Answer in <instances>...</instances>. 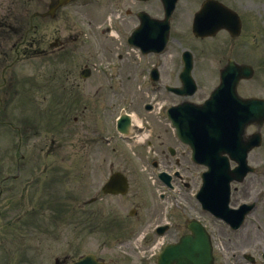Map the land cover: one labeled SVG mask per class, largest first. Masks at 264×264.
I'll return each mask as SVG.
<instances>
[{"label": "rangeland", "instance_id": "374dc122", "mask_svg": "<svg viewBox=\"0 0 264 264\" xmlns=\"http://www.w3.org/2000/svg\"><path fill=\"white\" fill-rule=\"evenodd\" d=\"M228 2L231 1L233 3H239V1H242L244 5H247L250 8L251 14L253 15V21L254 23L259 24L260 26L264 27V0H227ZM180 18V15L178 16V20ZM259 26V27H260ZM262 28V27H261ZM44 29V28H43ZM42 29V32H43ZM264 29V28H262ZM29 33L33 32V31H28ZM48 33H52L53 31L51 29L47 30ZM251 32V31H250ZM61 33H70L68 30H61ZM32 35V34H30ZM260 37V36H258ZM82 39V37H80L78 39V41L80 42V40ZM253 42V39H252ZM254 46L256 48V50H262V45H258L255 41ZM253 48L249 47L248 48V52L249 50L254 51ZM87 58V56H86ZM89 58V57H88ZM92 62H97V61H93L92 58H89ZM30 63L28 64H23L22 66H20L18 68V71L21 72L22 74L24 73H28L30 72L31 68H35L36 66V60H32L29 59L28 60ZM85 62V61H83ZM97 64V63H96ZM35 72V70H34ZM12 150L10 148H8L7 150V155H11ZM129 153H127L128 155ZM110 157L112 159H114V155L113 153L110 154ZM7 157L6 160L7 161ZM0 169H1V174L0 176L3 174V128H0ZM4 169H10L9 165H5ZM149 183V181H147ZM59 182H56L55 184V192L57 193V196L53 197L54 200L52 201V204L58 203L60 199L63 197L62 195L65 194L67 191H69L70 187L73 186L72 184H64L61 183V188H58ZM15 193H18V190L15 191ZM43 203V202H41ZM19 208H20V199L17 195L13 194L11 192V194H9L8 198L3 199V214L4 217H8L10 218H14L13 216L18 214L19 215ZM39 211L42 210H46L47 207H41V206H37ZM30 210H27V212ZM5 231H8V233L6 234ZM15 235H16V231L14 228H3V253L5 254H9V262H11L12 264H54V260L55 258H59L62 259L64 256L68 255L71 258H73L72 256H77L80 255V253L87 251V250H94L95 248L93 247L96 242L95 241H91L89 242L92 247L89 248H74L71 249L68 252L64 251L63 247H58L56 245H48L46 247H44L43 249V254L39 255V261L38 262H34L32 260V257L30 254V252H25V249L21 248L20 246H18L19 241L15 240ZM99 256L102 257H106V263L107 264H128V263H122V261L117 259V250L116 249H112V248H106L104 247V249L102 251H97ZM68 253V254H67ZM70 254V255H69ZM72 255V256H71ZM32 256L34 257V253H32ZM1 258V255H0ZM5 263V259L3 258V264Z\"/></svg>", "mask_w": 264, "mask_h": 264}, {"label": "flooded vegetation", "instance_id": "af4514ba", "mask_svg": "<svg viewBox=\"0 0 264 264\" xmlns=\"http://www.w3.org/2000/svg\"><path fill=\"white\" fill-rule=\"evenodd\" d=\"M198 2L191 1V6H189V12H187V16L194 15L196 13V6ZM195 7V8H194ZM194 8V9H193ZM180 7H176V14L177 16L181 12ZM129 12V11H128ZM135 19L133 18L132 21L126 22V24L120 27V31H126L130 28V26H134ZM171 81V77H169L168 85ZM159 100L162 101L163 105L168 108L169 106L176 105L178 102H170L163 97H159ZM151 127H152V135L150 136V141L148 145H150L155 151L153 154H156L159 158V161L162 162L164 167H168L169 164L167 163V156L165 154L167 144L171 143L175 146H178V143L173 138L171 132L166 127L162 128L159 124L153 122L151 120ZM134 199L138 202L132 209L128 210L127 215L119 214V218L117 220L116 227L121 228L123 231H126L131 236V240L135 242V237L140 235L141 245L143 247H149L151 243L154 241L153 235L157 232L159 228V223L161 221V211L157 208L152 207L149 209L141 208L142 205L141 199L137 196H134ZM144 206H148L146 203L143 202Z\"/></svg>", "mask_w": 264, "mask_h": 264}]
</instances>
